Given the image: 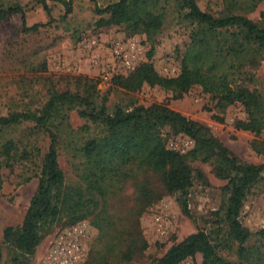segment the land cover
Masks as SVG:
<instances>
[{
	"label": "rangeland",
	"instance_id": "obj_1",
	"mask_svg": "<svg viewBox=\"0 0 264 264\" xmlns=\"http://www.w3.org/2000/svg\"><path fill=\"white\" fill-rule=\"evenodd\" d=\"M67 1L47 0L49 14L41 0H0V9L16 4L23 7L28 26L48 24L38 32L25 33L20 15L0 22V117L39 110L53 91H74L77 78L89 77L99 81L98 101L104 102L110 114L117 109L132 111L140 106L166 105L210 129L240 162L264 164V128L259 134L243 130L241 123L248 116L241 103L224 106L218 97L198 86L185 93L148 84L137 92L114 87L115 76H128L149 59L163 77L180 74L196 29L186 16L188 10L181 7V0L166 1L165 24L152 38L129 34L125 26L98 28L99 16L92 0H73V11L67 15ZM95 1L105 8L118 0ZM198 5L216 17L232 7L229 0H198ZM233 13L262 25L264 1L252 11L235 8ZM229 36L224 33L220 38L228 40ZM241 59L247 61L245 55ZM244 64V84L264 98V50L253 67ZM66 123L58 137V160L67 183L74 186L81 182L79 175L85 162L80 149L89 138L100 135L101 127L88 123L77 110L69 114ZM86 124L90 129H83ZM163 138L169 150L181 155L195 148L194 140L175 135L169 128L164 129ZM10 142L13 148L9 151ZM50 144L49 134L31 122L0 129V264H54L50 254L59 244L79 247L78 264H150L173 245L200 231L219 244L218 251L224 259L235 264L248 263L239 256L238 243L228 238L224 191L228 182L217 176L212 163L200 160L189 163L192 187L163 195L140 215L143 207L136 199L135 181L148 178L151 188L161 191L159 177L136 166L135 181L122 175L110 176L102 185L103 194L98 196L102 209L98 217L72 225L63 219L49 229L33 255L17 263V251L5 241L4 231L22 225ZM239 220L253 233L264 229V181L247 195ZM112 238L114 243L117 239L115 250ZM129 245L133 249L127 260L124 253H129ZM245 247L251 248L252 256L264 254V236L253 237ZM181 264H203V257L197 254Z\"/></svg>",
	"mask_w": 264,
	"mask_h": 264
},
{
	"label": "trees",
	"instance_id": "obj_2",
	"mask_svg": "<svg viewBox=\"0 0 264 264\" xmlns=\"http://www.w3.org/2000/svg\"><path fill=\"white\" fill-rule=\"evenodd\" d=\"M47 0H41L46 11L50 9ZM95 12L99 16L98 28L125 26L130 34H146L152 38L161 31L166 20L167 0H118L105 8L95 0ZM264 0H229L231 8L214 16L203 11L198 0H181L182 8L188 10L187 18L196 24L192 43L185 53L182 70L176 77H163L153 63L140 65L128 76H115L114 87L126 92L140 91L144 85L158 86L164 90L180 93L198 86L207 94H213L224 106L241 103L247 113V121L241 123L243 130L259 134L264 128V98L258 91H252L243 82L242 70L253 67L264 50V17L260 25L251 19L233 13L235 8L254 10ZM163 2V5H162ZM66 14L73 11V0L64 2ZM20 15L25 33L38 32L48 24L28 26L26 12L20 5L0 9V22L11 16ZM229 33V39L220 38ZM232 44H229L230 42ZM245 55L247 61L241 56ZM151 58V55H149ZM74 91L51 93L50 99L41 109L14 112L0 117V129L31 122L36 129L44 130L51 138V144L44 157L39 184L21 226L8 227L4 239L17 251L15 261L34 254L44 235L55 224L67 219V225L75 224L92 216L98 217L99 195L103 194V183L110 176H124L135 181L136 166L159 177L161 191L151 188L148 178L136 180V199L145 208L165 194L185 192L193 185L192 169L189 163L200 160L212 163L217 176L228 183L225 220L228 224V238L238 243V253L247 264H264V254L251 255V248L245 245L255 236H264V229L253 233L239 220L241 210L249 192L264 181V164L254 165L240 162L222 142L215 138L210 129L190 120L166 105L140 106L132 111L117 109L110 114L104 102L99 103L97 85L99 81L79 77ZM77 110L88 123L101 127L100 135L89 138L80 152L85 160L81 182L68 184L59 165L57 150L61 127L68 122L69 114ZM175 135L183 134L195 141V148L187 155H181L166 146L164 129ZM83 129H90L84 125ZM13 148V142L7 150ZM99 211V212H98ZM111 239L112 248L118 246L117 239ZM219 244L203 231L185 238L173 245L166 254L150 264H181L190 257L201 254L203 264H235L219 254ZM133 247L129 245L124 257L129 260ZM98 264H102L98 262Z\"/></svg>",
	"mask_w": 264,
	"mask_h": 264
},
{
	"label": "built area",
	"instance_id": "obj_3",
	"mask_svg": "<svg viewBox=\"0 0 264 264\" xmlns=\"http://www.w3.org/2000/svg\"><path fill=\"white\" fill-rule=\"evenodd\" d=\"M117 53H119L117 51ZM129 68L131 69L130 65ZM50 261L54 264H78L80 261L79 247H65L62 244L56 246V250L50 254Z\"/></svg>",
	"mask_w": 264,
	"mask_h": 264
}]
</instances>
